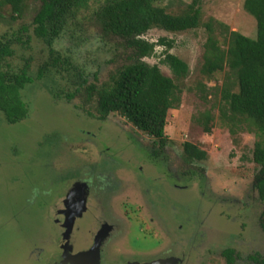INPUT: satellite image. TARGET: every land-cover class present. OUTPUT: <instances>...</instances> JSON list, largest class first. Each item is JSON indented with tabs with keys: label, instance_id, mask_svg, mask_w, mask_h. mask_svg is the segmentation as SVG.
<instances>
[{
	"label": "rangeland",
	"instance_id": "rangeland-1",
	"mask_svg": "<svg viewBox=\"0 0 264 264\" xmlns=\"http://www.w3.org/2000/svg\"><path fill=\"white\" fill-rule=\"evenodd\" d=\"M191 2L167 0L161 6L179 14ZM243 3L199 0L201 22H219L229 31L255 39L256 21L244 11ZM0 14V38H8L23 25L28 26V35L32 33V3L12 25L7 23V7ZM84 28L86 31H73L74 35L65 32L52 48L62 57L68 56L88 84L99 86L129 62L130 51L111 39L103 40L87 24ZM207 37L201 26L181 33L153 29L142 38L156 45L151 57L143 61L157 65L179 88L178 104L169 111L163 148L118 115L99 120L94 101L86 102L83 94L68 103L65 97L74 87L68 84L67 74L62 80L48 73L24 86L20 96L28 109L25 119L8 124L0 111V264H46L55 254L51 217L88 191L127 228L125 239L118 241L122 248L114 250L111 243L103 259L96 253V264H181L177 254H187L186 264H225L221 253L226 249L235 251L234 264H249L255 252L264 259V204L253 188L259 167L252 162V154L259 136L244 124L230 131L220 120L221 90L227 78L225 72L210 78L201 74ZM26 39L24 35L23 41ZM160 39L173 42L172 48L160 45ZM14 53L4 65L19 70L27 63L33 78L48 59V48L34 36L25 49L17 45ZM166 53L188 66L185 77H176L163 63ZM205 113L213 118L210 134L204 133L201 124ZM184 143L203 150L206 159L185 162ZM158 178L162 182H152ZM166 180L169 184L163 183ZM145 205L157 206L179 243L175 227L186 228L184 216L191 217L197 228L189 234L195 251L186 247L179 251L176 245H169V233L162 244L157 237L140 234L141 221L137 224L135 216H145ZM78 225L76 251L84 249L86 238V221ZM187 226L189 232L190 224ZM182 234L187 241L188 236ZM38 253L39 260L34 262ZM50 264H65V260L56 256Z\"/></svg>",
	"mask_w": 264,
	"mask_h": 264
},
{
	"label": "trees",
	"instance_id": "trees-1",
	"mask_svg": "<svg viewBox=\"0 0 264 264\" xmlns=\"http://www.w3.org/2000/svg\"><path fill=\"white\" fill-rule=\"evenodd\" d=\"M165 1L0 0V11L8 8L9 25L24 17L30 3L34 5L30 35L28 26L23 25L8 38H0V111L8 124L25 119L28 109L20 96L24 86L48 73L62 80L67 74L70 83L65 81L74 87L65 97L68 103L83 94L86 102L94 101V112L99 120L118 115L163 148L167 141L165 128L169 111L178 104L179 88L157 65L143 61L151 57L156 45L142 38L153 29L181 33L203 26L208 37L201 74L210 78L225 72L227 79L221 90L220 120L230 131L238 124H244L259 136L252 154V162L259 167L253 188L264 204V0H244L243 3L244 11L256 21L255 39L229 31L219 22L202 24L199 0H192L179 14L170 13L167 7L161 6ZM2 21L0 14V24ZM86 24L98 30L103 40L111 39L117 46L130 51L129 62L99 86L88 84L83 71L68 56L62 57L52 48L62 34L82 32ZM24 35L26 41H23ZM33 36L48 48V59L37 69L35 78L29 75L27 63L19 70L4 65L15 56L14 48L18 45L25 49ZM159 43L169 49L173 45L164 39ZM163 63L178 78L188 73V66L174 55L166 53ZM86 108L93 115L89 107ZM212 122L210 113H205L201 123L204 133H211ZM183 153L185 162L202 161L207 156L190 143L183 144ZM261 228L264 231V208ZM223 255L228 264L234 262L232 250L224 251Z\"/></svg>",
	"mask_w": 264,
	"mask_h": 264
},
{
	"label": "flooded vegetation",
	"instance_id": "flooded-vegetation-1",
	"mask_svg": "<svg viewBox=\"0 0 264 264\" xmlns=\"http://www.w3.org/2000/svg\"><path fill=\"white\" fill-rule=\"evenodd\" d=\"M150 177V176H148ZM153 178V177H150ZM161 178L152 179V182L157 183L156 181L162 182L160 180ZM171 180V179H170ZM151 182V183H152ZM163 183H167V180L164 181ZM153 184V183H152ZM77 199L73 198L71 203L69 205H64L63 206V211L58 212L57 214L53 215L51 217L52 223L54 225L53 233H55V240H54V250L55 254L50 256V260L46 262V264H50V262L53 261L56 256H59L63 260L67 261L71 257H74L75 255L79 253H88L92 248H97L99 253L101 254V257L103 259V256L107 253L109 245H112V249L118 250L122 248V245L119 244V239H125L126 235V225H124L123 220L118 217L115 212H113V215L108 211V209L104 208L100 204V200H98V196L96 194L94 195L93 192L90 193L88 191L87 195L85 194H80L76 197ZM155 205V204H154ZM157 206L149 207V205L144 206V213L145 216L142 214L140 215L139 213L133 214L137 218V224L139 221L142 222L143 219H147L146 225L138 224V231L140 234H143L144 236L147 237H152V238H158L159 239V244H162V242L166 241L167 233H169L170 237V244L169 245H176L177 249L179 251L186 247L188 250L193 251L194 248H192L193 244V237L190 238L189 234L194 233L193 228L195 229L196 226L193 224V221L189 218V216L185 215L184 216V224L186 228L183 229L182 226L180 227H175V232L180 235V243L179 241L173 236L172 231L170 230L169 225L163 220L162 216L157 212ZM176 206H174L175 208ZM143 209V208H142ZM153 209L156 211L154 212ZM182 210V209H181ZM184 210V208H183ZM139 215V217H137ZM113 216V217H112ZM145 217V218H143ZM83 221H86V226L84 227L86 231V238H85V245L84 249L80 251H76V242H77V234L81 232L80 226L78 224L82 223ZM145 222V221H144ZM190 224L191 229L188 232L187 225ZM197 229V228H196ZM122 230L123 233L121 232ZM83 231V230H82ZM188 232V233H187ZM165 234V236L163 235ZM185 233L188 236V240L184 241L185 236L182 234ZM166 237V238H165ZM119 241V242H118ZM123 250V249H122ZM226 250H232V249H226ZM225 250V251H226ZM178 251V252H179ZM195 251V250H194ZM233 251V256H235V251ZM121 252V251H119ZM198 252L196 251V254ZM224 251L221 253L223 258L225 259V264L227 263V260L225 256L223 255ZM256 256L250 257L249 258V264H261L262 258L260 253L255 252ZM35 256V254H32ZM31 255V258H32ZM38 256L33 259V261H38L39 260V253L37 254ZM181 258V264H186L187 260V254H182L178 255ZM196 257H194L195 260ZM125 261H122L118 264H122ZM235 261L232 263L234 264Z\"/></svg>",
	"mask_w": 264,
	"mask_h": 264
},
{
	"label": "water",
	"instance_id": "water-1",
	"mask_svg": "<svg viewBox=\"0 0 264 264\" xmlns=\"http://www.w3.org/2000/svg\"><path fill=\"white\" fill-rule=\"evenodd\" d=\"M96 253H98L97 248H92L88 253H79L71 257L69 260L65 261V264H96ZM155 264H157V262Z\"/></svg>",
	"mask_w": 264,
	"mask_h": 264
}]
</instances>
